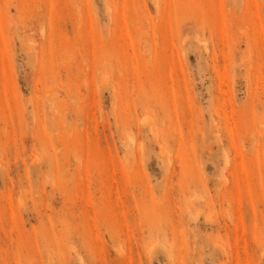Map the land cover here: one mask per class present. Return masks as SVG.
Instances as JSON below:
<instances>
[{"label":"rangeland","instance_id":"374dc122","mask_svg":"<svg viewBox=\"0 0 264 264\" xmlns=\"http://www.w3.org/2000/svg\"><path fill=\"white\" fill-rule=\"evenodd\" d=\"M0 264H264V0H0Z\"/></svg>","mask_w":264,"mask_h":264}]
</instances>
